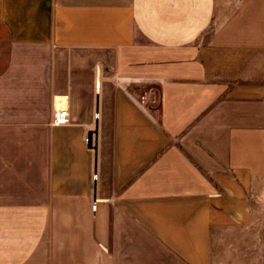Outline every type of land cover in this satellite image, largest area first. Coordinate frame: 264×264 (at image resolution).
<instances>
[{"label":"crops","instance_id":"1","mask_svg":"<svg viewBox=\"0 0 264 264\" xmlns=\"http://www.w3.org/2000/svg\"><path fill=\"white\" fill-rule=\"evenodd\" d=\"M0 29V264H211L264 219V0H0Z\"/></svg>","mask_w":264,"mask_h":264},{"label":"rangeland","instance_id":"2","mask_svg":"<svg viewBox=\"0 0 264 264\" xmlns=\"http://www.w3.org/2000/svg\"><path fill=\"white\" fill-rule=\"evenodd\" d=\"M2 34L0 29V39ZM3 62L4 59L0 58V69ZM258 223L244 243H236L233 248H225L223 252H213L211 264H264V219Z\"/></svg>","mask_w":264,"mask_h":264},{"label":"built area","instance_id":"3","mask_svg":"<svg viewBox=\"0 0 264 264\" xmlns=\"http://www.w3.org/2000/svg\"><path fill=\"white\" fill-rule=\"evenodd\" d=\"M68 122V111L66 108L55 109L52 115V122L53 126L63 125ZM86 143H89V139H85ZM95 177V176H94Z\"/></svg>","mask_w":264,"mask_h":264}]
</instances>
